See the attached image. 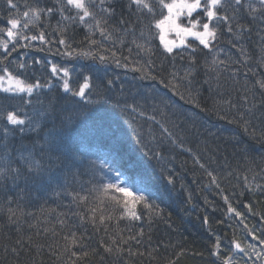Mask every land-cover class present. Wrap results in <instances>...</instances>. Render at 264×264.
Instances as JSON below:
<instances>
[{
    "label": "trees",
    "instance_id": "obj_1",
    "mask_svg": "<svg viewBox=\"0 0 264 264\" xmlns=\"http://www.w3.org/2000/svg\"><path fill=\"white\" fill-rule=\"evenodd\" d=\"M13 2L23 12L25 2L34 4L37 0ZM126 3L127 0L114 2L116 15L111 23L117 27L121 14L130 21L136 20L135 9L129 13ZM41 6L52 7L53 0H45ZM9 12L5 0H0V27L8 26L5 18L9 17ZM241 15V23L251 28L250 32L243 33L241 39L237 40L233 33H228L225 26L220 27L218 48L223 51L219 59L227 60L228 65L222 70L218 69L219 80L214 78L216 72H206L204 68V63H210L214 53L200 46L194 37L187 38L189 43L198 46L195 53L197 70L192 77V88L194 91L199 90L197 100L200 107L189 103L187 95L181 99L170 88L160 84L159 79H142L141 73L134 71L131 66H117L112 60L101 63L91 58L57 55L54 50L37 52L35 49H20V53L27 51L28 55L20 57L13 53L9 57V60L22 58L30 63L35 59L43 61L47 57L61 67L75 69L69 79L74 89L83 83L84 75H90L92 99H100L95 93L102 92L103 98L110 103L86 105L79 97L73 98L64 93L56 80H53L51 90L41 89L31 98L26 94L17 97L0 92V111H15L22 117L27 112L34 120H41L39 134L25 132L21 135L19 126L11 125L6 118H0V127H7L10 131L7 147L0 144V157L7 152L14 161L12 166L20 168L22 173L15 181L11 177L0 180V264H66V257L61 255L58 259L56 253L65 243L62 236L69 229L86 237L84 243L88 245L90 253L95 250L89 258L78 264H220L225 254L231 255L235 264H243L236 259L237 252L233 251L229 242L238 240L241 245L252 243L259 246V242L247 231L249 228L264 239V220H261L264 217V139H261L264 136V90L256 84V80L264 79V52L261 50L264 47V41L261 40L264 23L259 19L253 21L243 9ZM48 23L46 36L55 35L54 29L58 24L67 26L72 47L87 48V29L83 25H69L61 20L59 13L54 14ZM40 27L44 28V24ZM139 29L140 25H137L135 36L138 42L141 40ZM32 34H36L35 30ZM92 39L99 41L102 38L96 34ZM132 39L133 36L128 35L123 47L106 40L104 47L117 51L122 63L125 62L123 58L129 56L131 61L145 64L151 59L150 70L157 77L167 80L173 70H179L183 76L182 69L188 67L189 53H182L183 60L177 55L180 49L168 54L157 38L152 41V53L149 55L135 48ZM234 44L236 47H233ZM241 46L248 54L249 59L246 61L238 54ZM55 47L63 49L61 45ZM129 48L132 49L131 53ZM25 76L30 82H34V77H39L43 84L51 78L50 67L33 64ZM109 80L112 81L111 85L103 83ZM161 98L167 102V108L159 104ZM28 99L32 100L31 105H25L24 101ZM228 99L234 107L217 104ZM115 104H136L141 111L155 115L157 121L169 128L177 144L184 147L172 145L169 141L159 149L163 154L162 159L144 158L141 146L135 143V129L138 126L142 132L145 148L155 151L159 144V125L131 110L121 112L112 106ZM49 105L52 106L54 121L53 115L49 114ZM97 108L107 109L111 114V121L115 122L108 123L116 130L115 137L108 123L99 128L90 118ZM41 112L45 113L42 118ZM241 114L243 119L240 118ZM234 118L236 122H233ZM245 121L248 122L247 129ZM54 127L67 129L69 133L64 137L60 151L51 154L53 157L59 156L58 161L49 160L47 155H42L44 149L34 144L37 140L43 143L45 133ZM152 136L157 137L156 141H153ZM2 140L3 135L0 133ZM189 148L191 152L186 151ZM29 151L42 164L51 165V171L43 177L29 173L18 159L20 153ZM193 154L199 157L204 168L196 163ZM114 159H120L130 174H139L147 180L151 195H145H148L150 203L158 205L163 211L157 215L155 210L149 212L143 206H137L140 220L127 217L118 222L113 220L107 224L106 235L104 226L97 224L94 228L90 223L80 221L77 215L80 209L69 193L84 194L92 184L99 183V166L111 163ZM207 171L217 176L220 188L210 181ZM167 176L173 177V184L168 183ZM159 183L166 192L163 200H159L156 195V185ZM224 196L228 197L227 201L223 199ZM9 197L13 200L11 205L7 203ZM229 204L242 216L229 212ZM249 204L251 210L246 207ZM17 205L25 214L13 223L8 220L5 209ZM59 220L65 221L66 228L61 227ZM141 229L143 235H137ZM117 233L125 239L136 237L124 245L125 249L131 248V254L128 251L120 255L104 251L100 240L108 243L109 236ZM215 236H219L221 241L220 257L215 256L212 250ZM37 245L42 246L39 251ZM13 248L17 250L15 253Z\"/></svg>",
    "mask_w": 264,
    "mask_h": 264
},
{
    "label": "snow or ice",
    "instance_id": "obj_2",
    "mask_svg": "<svg viewBox=\"0 0 264 264\" xmlns=\"http://www.w3.org/2000/svg\"><path fill=\"white\" fill-rule=\"evenodd\" d=\"M44 2L45 0H37L34 4L25 2L23 4L25 10L21 12L19 11L18 4L14 3L13 0H5V4L10 12L9 17L5 18L8 26L0 27V33L4 34L0 35V92L15 94L17 97H20V94H26L31 98L34 93L38 94L41 89L47 88L51 90L54 86L53 80H56L57 86H60L64 93L69 94L73 98L79 97L80 100L85 101L86 105L110 103L109 100L103 98L102 92L95 93L100 99H92V77L90 75H84L83 83L77 89H74L70 86L69 79L75 69L70 70L68 67H61L49 61L47 57L43 61L39 59L32 60L31 63L22 58L9 60V57H12L13 53H17L20 57L28 55L27 51L20 53V49H35L37 52H44L46 50L52 52L54 50L57 55L61 56L91 58L99 60L101 63L112 60L117 66H131L134 71L141 73L142 79H159L160 84L166 88H170L181 99H184L185 95H187L189 103H195L197 107H200L197 100L199 90L196 89L194 91L192 88V77L197 70L195 53L198 50V46L189 43L187 38L194 37L200 46L214 53L211 62L206 61L204 63V68L206 72H216L214 78L219 80V70L228 65L227 60L219 59L220 52L223 51V49L218 48L221 25L225 26L227 32L233 33L236 39L239 40L245 31H251L250 26L241 23V9L253 21L259 19L264 23V0H255V3H253V0H127L126 8L129 13L135 9L136 20L130 21L121 14L118 21L119 27L111 23L113 17L116 15L115 0H53L52 7L41 6ZM11 10L15 11L12 12ZM56 13H59L61 20L67 22V24L78 23L87 29V35L85 36L87 48L77 49L72 47V41L68 38L67 26H60L58 24L54 29L56 34L46 36L45 28L49 27L48 21ZM13 16L15 18H12ZM145 18H147V22H145ZM42 23L44 24V28L40 27ZM137 25H140L139 36L141 40L139 42L135 36ZM33 30H35L36 34H32ZM261 31H264V28ZM96 34H99L102 39L99 41L92 39ZM128 35L133 36L131 43L135 48L149 55L152 53V41L157 38L168 54L173 53L174 49H180L181 51L177 55L183 60L184 56L182 53H189L188 67L182 69L183 76L180 75L179 70H173L168 74L167 80L157 77L150 70L152 68L151 59L145 64L139 61H131V57L129 56L123 58L125 62L122 63L121 57L117 55V51L104 47L106 40L113 41L114 45L119 43L123 47L125 38ZM4 36L7 38H4ZM170 36H174L175 38L170 39ZM261 40L264 41V36H261ZM34 41L39 43L33 44ZM56 45L63 46V49L55 47ZM233 47H236V45L234 44ZM261 50L264 52V47ZM128 51L131 53L132 49L129 48ZM238 54L245 61L249 59L246 50L242 46L238 48ZM128 61H131V63ZM239 62L241 61H237V63ZM33 64H38L42 67L49 66L51 78L46 79L43 84L39 77H34V82H30L26 78L25 73ZM173 68L175 69V65H173ZM204 82L208 83L207 80ZM103 83L111 85L112 81L109 80ZM256 84L261 90H264V79L256 80ZM182 86L183 91H181ZM244 99L247 100V97L245 96ZM24 103L25 105H31L32 100L28 99ZM220 103L234 107L230 99L217 102V104ZM159 104L163 105L164 108L168 107L167 102L163 98L160 99ZM112 106L118 108L121 112L129 110L136 112L140 117H146L149 121L159 125V144L155 151L145 148V145L142 143V132L138 126L135 129V143L141 146L144 158L162 159L163 154L159 149L166 146V143L169 141L172 145L184 147L182 144H177L172 132L169 131V128L163 122L157 121L155 115L141 111L136 104H115ZM155 110L154 107L153 111ZM49 114L53 115L54 121L51 105H49ZM161 114H164L163 109H161ZM35 115L34 111L33 116ZM44 115V112L40 113L41 118ZM0 118H6L7 122L11 125L19 126L18 131L21 135L25 132L39 134L41 129V120H34L27 112H24L22 117L15 111L4 109L0 111ZM90 118L94 119L97 127L102 128L106 123L111 121V114L108 113L107 109L97 108L93 113V117ZM224 118L227 119L226 116ZM240 118L243 119L242 114ZM114 122L111 121V123ZM233 122H236L235 118ZM111 123H108V128L112 132V136L115 137L116 130L111 128ZM247 126L248 122L245 121L246 129ZM0 133L3 135V140L0 141V144L6 148L10 131L7 127H0ZM68 134L67 129H57L54 127L45 133L43 143L37 140L34 144L36 147L44 149L42 155H47L49 160L55 159L58 161L60 157H53L51 154L60 151L63 139ZM152 139L156 141L157 137L152 136ZM261 139H264V136ZM186 151L191 152V149H186ZM193 156L196 163L201 168H204L205 165L200 164L199 157L195 156V154ZM18 159L27 168L28 172L36 177H43L51 171V165L42 164L32 151L26 154L20 153ZM13 163L14 161L9 158L7 152L3 157H0V180H6L11 177L15 181L16 178L21 176V169L13 167ZM99 167V183L92 184L84 194L69 193L77 208L80 209L77 215L82 223L88 222L94 228L97 224L102 225L107 235V224L113 220L118 222L119 219L125 217L132 220H140L141 215L137 211V206H143L149 212L155 210L157 215L162 214L163 210L159 209L158 205L154 206L149 202L148 195H151V191L147 180L143 176L130 174L124 169L120 159H114L111 163H102ZM207 175L210 181L215 183L217 188H220L219 183H217V176L211 171H207ZM245 180H247V177H245ZM167 181L169 184H173V177L167 176ZM145 193H148V195H145ZM189 199H191L190 196ZM223 199L227 201L228 197L224 196ZM7 203L9 205L13 203L11 197L8 198ZM246 207L251 210L250 204L246 205ZM5 211L8 220L13 223L25 214L19 205L15 208L9 206ZM229 212L242 216L230 204ZM261 220H264V217H261ZM58 223L65 226L64 220H59ZM205 223H207V217H205ZM96 230L99 231V228ZM247 231L259 242L260 250H258V246L255 244L248 243L242 247L240 241L234 240L229 242L233 247V251L243 253L249 264H264V239L256 236L255 231L251 228L247 229ZM53 235H56V233H53ZM137 235H143V229ZM62 239L65 243L56 254L58 259L61 255L65 256L66 264H78V262L84 261L95 252L93 249L90 253L88 245L84 243L86 237L84 235H77L72 229H69L68 233L62 236ZM135 239V236L125 239L122 234L117 233L116 235L109 236L108 243H105L101 239L100 244L103 245L106 253L120 255L128 251L131 254V248L125 249L124 245L129 240ZM40 247L42 246L37 245V251H39ZM212 250L215 256L220 257L222 249L219 236H215ZM12 251L15 253L17 250L13 248ZM137 254L142 255L141 253ZM220 264H235V261L231 255L225 254Z\"/></svg>",
    "mask_w": 264,
    "mask_h": 264
},
{
    "label": "rangeland",
    "instance_id": "obj_3",
    "mask_svg": "<svg viewBox=\"0 0 264 264\" xmlns=\"http://www.w3.org/2000/svg\"><path fill=\"white\" fill-rule=\"evenodd\" d=\"M169 38H170V39H173V38H175V37H174V36H170ZM246 245H247V244H244V245H242V247H244V246H246ZM258 250H260V249H259V246H258ZM236 259L240 260V262H242L243 264H249L247 258L244 256L243 253H237V254H236Z\"/></svg>",
    "mask_w": 264,
    "mask_h": 264
},
{
    "label": "bare ground",
    "instance_id": "obj_4",
    "mask_svg": "<svg viewBox=\"0 0 264 264\" xmlns=\"http://www.w3.org/2000/svg\"><path fill=\"white\" fill-rule=\"evenodd\" d=\"M160 185H161L160 183L156 185V187H157V190H156L157 194L156 195H157V197H159V200H163L166 198L165 197L166 192L163 189H161ZM133 191H134V189H133ZM61 227L66 228L65 226H61Z\"/></svg>",
    "mask_w": 264,
    "mask_h": 264
}]
</instances>
